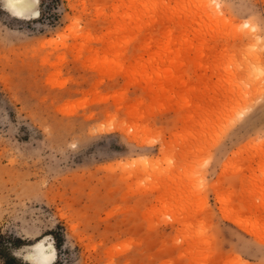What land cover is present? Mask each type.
<instances>
[{
    "label": "rangeland",
    "instance_id": "rangeland-1",
    "mask_svg": "<svg viewBox=\"0 0 264 264\" xmlns=\"http://www.w3.org/2000/svg\"><path fill=\"white\" fill-rule=\"evenodd\" d=\"M7 1L0 264H264V0Z\"/></svg>",
    "mask_w": 264,
    "mask_h": 264
},
{
    "label": "bare ground",
    "instance_id": "bare-ground-1",
    "mask_svg": "<svg viewBox=\"0 0 264 264\" xmlns=\"http://www.w3.org/2000/svg\"><path fill=\"white\" fill-rule=\"evenodd\" d=\"M34 3L32 0H8L7 9L13 14L26 17L30 14ZM33 11V14L37 13ZM176 57H166V62H174ZM51 240V239H50ZM52 242V241H51ZM49 238H41L31 245V252L27 255L26 260L31 264H53L57 258V249Z\"/></svg>",
    "mask_w": 264,
    "mask_h": 264
},
{
    "label": "trees",
    "instance_id": "trees-1",
    "mask_svg": "<svg viewBox=\"0 0 264 264\" xmlns=\"http://www.w3.org/2000/svg\"><path fill=\"white\" fill-rule=\"evenodd\" d=\"M51 234H52L53 237L56 239V245H55L56 248H57V249H60V248H61V239H60V237H58L57 234H56L55 232H52ZM12 243L18 245L19 243H22V239H19V238L14 239V241H13ZM14 263H19V264H30V263H28V262H24V263H23V262H20V261L17 260L16 257L12 256V257H10V259L7 261V264H14Z\"/></svg>",
    "mask_w": 264,
    "mask_h": 264
}]
</instances>
